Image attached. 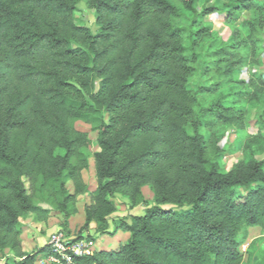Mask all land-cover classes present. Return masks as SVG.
<instances>
[{
    "label": "trees",
    "instance_id": "obj_1",
    "mask_svg": "<svg viewBox=\"0 0 264 264\" xmlns=\"http://www.w3.org/2000/svg\"><path fill=\"white\" fill-rule=\"evenodd\" d=\"M79 1L0 0V251L12 254L4 264H37L49 251L23 248L20 219L56 212L68 233L83 195L77 239L91 223L127 238L74 256L78 264H242L240 238L264 232V109L245 157L225 173L217 143L222 128L244 131L264 104L262 77L234 78L259 63L264 0L200 11L199 0H84L94 33L77 23ZM217 11L226 22L250 17L223 40L202 23ZM195 76L205 83L192 85ZM76 122L96 132L91 191L82 174L90 140ZM143 187L154 204L110 231L114 195L134 206Z\"/></svg>",
    "mask_w": 264,
    "mask_h": 264
},
{
    "label": "rangeland",
    "instance_id": "obj_2",
    "mask_svg": "<svg viewBox=\"0 0 264 264\" xmlns=\"http://www.w3.org/2000/svg\"><path fill=\"white\" fill-rule=\"evenodd\" d=\"M227 0H199L196 5V11H200L202 8H207L209 6L218 5ZM179 8H181L179 3H176ZM77 23L79 25H85L90 28V30L94 33L96 30V26L94 24V15L93 11L88 9L84 0H80L77 3V11H76ZM250 17L248 12H242L239 16L230 22L225 21L224 13L215 12L204 19H202V23L210 26L211 31L216 34L219 38L223 40H227L231 36V32L234 28H238L240 23L243 20H246ZM181 26H188L190 23V18L181 17L178 21ZM262 43L260 47V51L258 53L259 63L257 65H250L243 67L241 70L235 72L234 78L240 81H247L250 77L258 78L262 77L264 79V30L261 33ZM198 79L193 77L191 79V84L194 85ZM200 83H205V81H198ZM264 109V104H257L250 112L248 125L244 131H239L234 129L233 127H224L220 130V137L218 139V146L224 151V155L218 160L219 167L222 172H227L231 166L239 160H242L245 156L242 153V148L248 139L255 135L258 125L255 119L256 115L261 113ZM75 128L86 132L88 134V138L90 140V147L88 149H83V152L87 155L89 160V168L82 172L85 183L87 184L89 190H93L95 188L96 182L94 179L93 172V158L92 154L98 150V146L96 143V132L92 131L90 127L82 122H76ZM201 134H205L207 130L203 127L199 129ZM264 133V131H263ZM257 159H262V155H258ZM68 188L71 190V185L68 184ZM119 194L114 195V200L117 203V209L115 216L109 217V229L113 230L114 226L121 220L126 219L132 214H143L146 207L152 206L153 203V195L148 187L142 188V193L140 197L136 200V205H134L133 209L130 205L129 201L123 199ZM89 198L87 195H83L80 197V201L78 203L79 212L74 215L73 221H77L82 216V206L88 202ZM162 208H174L175 206L172 204H165L161 206ZM132 209V210H131ZM131 210V211H130ZM112 220V224H111ZM36 224L32 219L23 220L22 224L24 226V234L23 238L27 246L30 247L33 243L30 241L31 232L35 231L33 234L35 246L39 244H43L42 246L47 244V236L48 233L44 230L42 233L37 232V227L35 228L33 224ZM76 226L72 231L76 236L78 230L80 229ZM43 228V227H41ZM60 229V228H59ZM58 230V229H57ZM36 233H38L36 235ZM90 236V235H89ZM242 236V235H241ZM127 238V234H124L117 230L115 234H97L93 235L90 239L95 242V248H110L116 245V242L123 243ZM241 245L240 251L243 255V263L242 264H264V232L258 228H248L246 231V237L240 238ZM28 241V242H27ZM5 257L4 252H0V261ZM11 257H7L5 261L8 262V259ZM11 263V262H10ZM1 264L3 262L1 261Z\"/></svg>",
    "mask_w": 264,
    "mask_h": 264
},
{
    "label": "built area",
    "instance_id": "obj_3",
    "mask_svg": "<svg viewBox=\"0 0 264 264\" xmlns=\"http://www.w3.org/2000/svg\"><path fill=\"white\" fill-rule=\"evenodd\" d=\"M47 245L49 251L39 257L37 264H78L73 260L74 256H90L95 252L92 239H77L61 228L48 236Z\"/></svg>",
    "mask_w": 264,
    "mask_h": 264
},
{
    "label": "crops",
    "instance_id": "obj_4",
    "mask_svg": "<svg viewBox=\"0 0 264 264\" xmlns=\"http://www.w3.org/2000/svg\"><path fill=\"white\" fill-rule=\"evenodd\" d=\"M123 199H126V201H129L127 198H123ZM132 207V209H133V207L134 206H131ZM131 209V210H132ZM130 210V211H131ZM78 212H79V206H78V204H77V213L76 214H78ZM75 214V215H76ZM115 215H117L116 214V211L114 212V213H112L110 216H115ZM132 215H142V214H132V213H130V216H132ZM130 216L129 217H127L125 220L127 221V222H130ZM74 217V215L73 216H71L69 219H68V223H67V226H66V230L68 231V235H74L73 233V231H72V229H74V227H76V226H78L79 227V225L80 226H82L83 225V222H84V211H83V206H82V216L80 217V219H78L77 221H73V218ZM30 219H32L34 222H36V224L34 223L33 225H34V227L36 228L37 227V232L38 233H42V231H46L47 233H48V236L52 233V232H54V231H56L57 229H59V228H61V223H62V221H63V219H62V216L59 214V213H56V212H52L51 213V215H50V217L47 219V221H45V222H39V221H35L34 219H33V217L32 216H27L26 218H24V219H20V223H21V227H22V233H21V235H20V237H21V240H22V243H23V248L25 249V250H27V251H31V250H35L36 248H38V247H42V245L43 244H39L38 246H35V244H34V241L32 240V239H34V237H33V234H35V229H34V231H32L31 232V237H30V241L33 243V245H31L30 247H28L27 245L28 244H26L25 243V241H24V238H23V232H24V226H23V224H22V222H23V220H30ZM111 224H112V220H111ZM41 227H43V228H41ZM80 230V229H79ZM79 230H78V232H79ZM110 230V229H109ZM110 231H112V230H110ZM120 231V230H119ZM117 232V231H116ZM115 232V233H116ZM120 232H122V231H120ZM38 233H36V235L38 234ZM114 233V234H115ZM122 233H124V232H122ZM78 234V233H77ZM97 234H99V233H97L96 231H95V225H94V223H91L90 225H89V227H88V229L87 230H84V231H82L81 232V236L82 237H88L89 235H90V237H92L93 235H97ZM124 234H126V233H124ZM100 235H103V234H100ZM48 236H47V238H48ZM28 242V241H27ZM119 243L118 242H116V245L114 246V247H110V248H100V249H96L95 248V251H97V250H109V249H113V248H115L117 245H118ZM94 247H95V242H94ZM0 252H4L5 253V257L3 258V259H1V261L3 262V264H4V262H5V260H6V258L7 257H11V252L8 250V249H5V250H2V251H0ZM1 261H0V264H1ZM8 261H10V258L8 259Z\"/></svg>",
    "mask_w": 264,
    "mask_h": 264
}]
</instances>
